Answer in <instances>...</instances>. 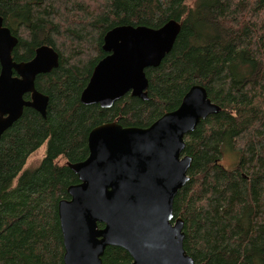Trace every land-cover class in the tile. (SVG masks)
<instances>
[{
    "label": "trees",
    "instance_id": "obj_1",
    "mask_svg": "<svg viewBox=\"0 0 264 264\" xmlns=\"http://www.w3.org/2000/svg\"><path fill=\"white\" fill-rule=\"evenodd\" d=\"M0 16L17 37L13 60H30L40 45L59 56L35 80L49 97L45 117L24 107L0 136V264H63L57 206L78 182L68 164L87 157L89 131L111 121L147 127L194 84L220 111L184 138L189 180L173 201L184 249L198 264H264V0H0ZM170 19L181 28L160 64L145 68L148 100L80 102L109 29ZM45 142L40 163L25 168ZM224 150L238 156L233 169L221 163ZM101 258L131 261L111 245Z\"/></svg>",
    "mask_w": 264,
    "mask_h": 264
},
{
    "label": "water",
    "instance_id": "obj_2",
    "mask_svg": "<svg viewBox=\"0 0 264 264\" xmlns=\"http://www.w3.org/2000/svg\"><path fill=\"white\" fill-rule=\"evenodd\" d=\"M180 28L170 19L157 28L109 29L102 44L106 55L93 68L80 102L109 108L126 94L148 100L145 68L160 64ZM16 44L0 16V136L24 107L45 117L48 96L34 80L58 66V53L48 45L38 46L30 60L14 61ZM27 92L29 100L23 97ZM219 111L205 88L194 84L177 108L147 127L116 121L93 127L87 157L68 164L78 182L67 187L69 197L57 206L63 264H104L101 257L110 245L128 252L131 261L123 264H198L184 249L183 220L174 217L173 201L189 180L192 158L184 153L185 136Z\"/></svg>",
    "mask_w": 264,
    "mask_h": 264
},
{
    "label": "rangeland",
    "instance_id": "obj_3",
    "mask_svg": "<svg viewBox=\"0 0 264 264\" xmlns=\"http://www.w3.org/2000/svg\"><path fill=\"white\" fill-rule=\"evenodd\" d=\"M195 0H190L193 3ZM46 143H44L39 149L33 152L25 165V168L35 167L41 161V158L45 152ZM237 157V158H236ZM238 160V156L234 153L230 152L229 150H224L221 158V163L226 169H233L235 164Z\"/></svg>",
    "mask_w": 264,
    "mask_h": 264
},
{
    "label": "flooded vegetation",
    "instance_id": "obj_4",
    "mask_svg": "<svg viewBox=\"0 0 264 264\" xmlns=\"http://www.w3.org/2000/svg\"><path fill=\"white\" fill-rule=\"evenodd\" d=\"M3 24H4V23H3ZM11 55H12V54H11ZM12 59H13V58H12ZM14 61H15V60H14ZM16 62H17V61H16ZM49 72H50V71H49ZM13 74L16 75L15 72H14ZM35 80H36V78H35ZM35 80H34V86H35ZM35 88H36V87H35ZM83 89H84V88H83ZM83 89H82V90H83ZM39 92H40V91H39ZM81 92H82V91H81ZM80 94H81V93H80ZM23 97H24L25 100H29V99H30V93H28V92L25 93V94L23 95ZM48 101H49V97H48ZM47 105H48V104H47ZM46 108H47V107H46ZM23 109H24V108H23ZM45 143H46V142H45ZM43 144H44V143H43ZM41 146H42V145H41ZM41 146H40V147H41ZM40 147H39V148H40ZM39 148H38V149H39ZM45 151H46V147H45ZM44 154H45V152H44ZM44 154H43V156H44ZM43 156H42V157H43ZM41 159H42V158H41ZM102 226H103V225H102ZM102 226H101V227H102Z\"/></svg>",
    "mask_w": 264,
    "mask_h": 264
},
{
    "label": "bare ground",
    "instance_id": "obj_5",
    "mask_svg": "<svg viewBox=\"0 0 264 264\" xmlns=\"http://www.w3.org/2000/svg\"><path fill=\"white\" fill-rule=\"evenodd\" d=\"M184 186V185H183Z\"/></svg>",
    "mask_w": 264,
    "mask_h": 264
}]
</instances>
